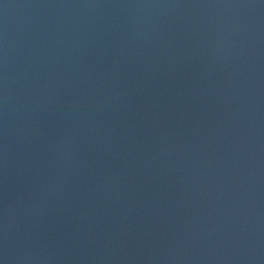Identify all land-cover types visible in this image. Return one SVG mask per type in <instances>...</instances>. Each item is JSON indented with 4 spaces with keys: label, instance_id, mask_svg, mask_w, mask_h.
<instances>
[{
    "label": "water",
    "instance_id": "1",
    "mask_svg": "<svg viewBox=\"0 0 264 264\" xmlns=\"http://www.w3.org/2000/svg\"><path fill=\"white\" fill-rule=\"evenodd\" d=\"M0 264H264V0H0Z\"/></svg>",
    "mask_w": 264,
    "mask_h": 264
}]
</instances>
